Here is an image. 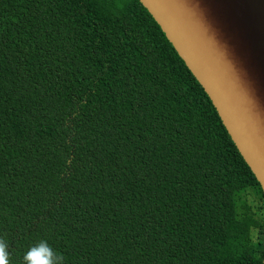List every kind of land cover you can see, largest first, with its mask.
I'll list each match as a JSON object with an SVG mask.
<instances>
[{
  "label": "trees",
  "instance_id": "obj_1",
  "mask_svg": "<svg viewBox=\"0 0 264 264\" xmlns=\"http://www.w3.org/2000/svg\"><path fill=\"white\" fill-rule=\"evenodd\" d=\"M0 240L9 264L41 240L63 264H264V191L140 0H0Z\"/></svg>",
  "mask_w": 264,
  "mask_h": 264
},
{
  "label": "water",
  "instance_id": "obj_2",
  "mask_svg": "<svg viewBox=\"0 0 264 264\" xmlns=\"http://www.w3.org/2000/svg\"><path fill=\"white\" fill-rule=\"evenodd\" d=\"M216 107L264 191V0H140Z\"/></svg>",
  "mask_w": 264,
  "mask_h": 264
},
{
  "label": "clouds",
  "instance_id": "obj_3",
  "mask_svg": "<svg viewBox=\"0 0 264 264\" xmlns=\"http://www.w3.org/2000/svg\"><path fill=\"white\" fill-rule=\"evenodd\" d=\"M63 260V256L45 240L29 247L23 255V264H63ZM0 264H9L7 244L3 240H0Z\"/></svg>",
  "mask_w": 264,
  "mask_h": 264
},
{
  "label": "rangeland",
  "instance_id": "obj_4",
  "mask_svg": "<svg viewBox=\"0 0 264 264\" xmlns=\"http://www.w3.org/2000/svg\"><path fill=\"white\" fill-rule=\"evenodd\" d=\"M247 201H249L250 203H253V204H258V196L257 194L254 192V191H251L248 196H247Z\"/></svg>",
  "mask_w": 264,
  "mask_h": 264
}]
</instances>
